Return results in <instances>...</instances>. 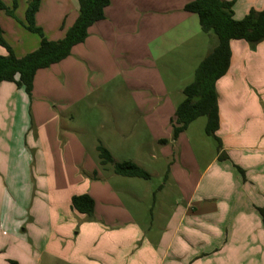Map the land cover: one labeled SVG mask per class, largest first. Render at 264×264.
<instances>
[{
  "label": "rangeland",
  "instance_id": "1",
  "mask_svg": "<svg viewBox=\"0 0 264 264\" xmlns=\"http://www.w3.org/2000/svg\"><path fill=\"white\" fill-rule=\"evenodd\" d=\"M5 1L12 3V0ZM15 1L17 7L14 17L0 9V23L7 29L8 41L21 46L17 41L19 38L8 30L5 21L25 22L28 0ZM41 1L43 3L38 20L48 28H54L56 24L60 27L63 20L68 18L70 21L76 9L78 14L77 0H73V3L72 0ZM127 1L130 6L126 9L124 6H115L113 9L111 18L118 22L107 33L109 46L106 44L104 52L105 55L111 52L108 66L112 65L113 70L117 71L93 73L96 69L106 68L103 62L107 58L104 59L99 51H93L89 66L86 61L78 60L80 65L77 70H73L75 72L66 75L65 85L62 86V79L56 75L46 74L38 78L34 94L28 96L22 90L27 105H24L21 112L14 114L10 111L11 106L8 107L7 118L10 120L4 123L6 130L0 134V256L10 258L11 255H25L33 264H72L68 257L82 251L86 253V261H91L87 254L95 250L97 252L101 245L92 236V222L88 216L71 211V195L87 191L93 193L95 190L98 192L97 188L102 186L104 179L115 173L114 163L130 161L150 175L149 180L134 177L135 183L132 186L140 196L139 203L134 204L130 198L122 197V203L137 219L144 225H152L150 230L144 226V236L152 238L151 251L156 255L153 259L149 257L148 261L145 257V262L156 264L160 257V264H167L171 260L167 257L170 252L167 248L170 233H167L166 226L174 211V218L178 217L180 209L176 210V203H182L180 193L187 188L183 185L179 187L172 179H167L169 174L166 173L167 163L160 155L161 145L154 142L151 129L143 118L144 114L150 112L144 113L136 100L142 96L160 97L176 107L184 98L181 90L193 81L196 67L206 56L208 39L200 28L197 15L184 10V6L193 0ZM257 1L234 0V14H241L239 19L243 18ZM44 31L49 34L50 30L46 28ZM133 39L140 42L141 48L146 43L150 48L149 56L143 60L144 66L131 65L132 58L128 56L133 54V48L136 47L130 44ZM237 42L241 45L240 52L247 48L252 52L251 58L257 59L254 53L259 44L251 48L245 41ZM117 46L118 52H114ZM125 50L129 55H125ZM63 64L67 68L71 61ZM125 66L127 72L133 75L132 83L122 72ZM134 69L137 73H132ZM255 74L258 80L260 76ZM243 94L242 98H247L250 104L246 108L252 110L251 99L258 96L257 90L246 88ZM164 108L168 109L166 105ZM157 112L153 114L157 115ZM250 123L251 120L238 123L239 128L235 130L232 144L245 148L264 146V136H254L257 133L253 134L247 127ZM205 124V116L196 118L182 132L177 144L184 140L188 143L200 173L218 153L217 142L205 133ZM241 132H248L251 137L244 134L239 136ZM98 146L109 151L112 163L100 165ZM167 147L172 151V144ZM235 155L232 154L238 161L248 163V157L257 158L262 154L239 152ZM218 161L212 172L221 171L223 178L229 180L231 174L225 166L232 159L221 158ZM209 174L206 180L210 178ZM117 178L122 177L119 175ZM227 185L231 186L223 184L219 189ZM207 186V193L215 192L214 185L209 181ZM97 205L102 210V204L98 202ZM186 224L187 220L184 226ZM182 230L178 236L182 235ZM60 231L63 232L61 238L58 237ZM51 233L54 236L52 239L49 238ZM255 235V244L258 245ZM195 236L200 234H192V242L186 244V249L179 248L177 241L173 249L178 255L187 253V264H214V258L220 252L216 251L218 244H197ZM45 244L48 249L42 251ZM24 245L28 251L23 248ZM110 245L106 243L105 247ZM234 253L235 258L231 264H264V257L260 258L259 255L251 259L252 248H238ZM198 256L201 258H196ZM112 263L115 264V261Z\"/></svg>",
  "mask_w": 264,
  "mask_h": 264
},
{
  "label": "crops",
  "instance_id": "2",
  "mask_svg": "<svg viewBox=\"0 0 264 264\" xmlns=\"http://www.w3.org/2000/svg\"><path fill=\"white\" fill-rule=\"evenodd\" d=\"M2 2L8 7H11L12 3L10 1L4 0ZM42 3L43 2L40 0L38 11L35 14V24L43 28V35L48 40L61 39L64 36L67 26L76 18L77 9L75 16H72L70 21H68V18L63 20L60 27L59 24H56V27L48 28L38 20ZM73 6L75 8V5ZM115 6L118 8L124 6L126 9L130 4L127 0H110V4L104 10V19L95 22L89 27V35L83 43L75 45L72 48L71 54L66 59L36 72L33 81V94L37 89L38 78L46 74L56 75V77L62 79V86L65 85L67 81L66 75L75 72L73 70H77V66L80 65L78 60L86 61V65H88L93 51L102 53L100 55H104V59L107 57L103 62L106 68L96 69L93 73L104 71L106 74L109 70H112V72L117 71V69L113 70L112 65L108 66L110 65L108 63V58L111 56V52L108 55L104 54L106 44L109 46L107 33H110V27L118 22L111 18ZM263 7L264 0H258L254 6L256 10H260ZM240 16L242 15L236 16L234 14V17L237 19H239ZM5 22L8 24V30L11 33H15L17 38H19L17 41L20 42L19 44L21 46L8 41L7 29L0 23L4 38L17 57H21L38 47L40 37L36 35V33L25 30L21 23L13 22L10 19H6ZM46 28L50 30L48 31L49 34L44 31ZM206 36L208 39L206 54H208L217 45L218 40L212 33H208ZM237 41L239 40H232L230 42L232 52L231 65L227 73L216 82L219 109V128L216 134L220 138L222 144L220 150L221 156L225 154L223 158L232 159V162L225 166L229 169L227 170L230 171L231 174L229 180L223 178L221 171L212 172V168L219 162V153L212 158V161L200 173L197 170V160L188 143L184 140L181 144L177 145L182 137V133H180L176 139L171 137L176 108L172 105V102L169 103L167 100H161L160 97L152 98L147 96H142L136 100V103L139 104V108L143 109L144 113L150 112L149 114H144L143 118L147 126L151 129V136L154 142L161 145L159 150L161 157L167 163L166 173L169 174L167 179H172L179 187L183 185L187 188L185 191L181 190L180 201L182 203H176V210L180 209L178 217L176 219L174 218V211L166 226L167 229L165 228L167 233H170L167 246L168 250H170V255L168 254L169 256L167 255V257L171 260L167 261V264H187V253L178 255L173 249V246L177 241L179 243V248L186 249V244L192 242L191 236L192 234L195 235V233L200 234V236L194 237L197 244L203 246L212 245V243L218 244L216 251L220 252H218V257L214 258V264H231L235 258L234 250L238 248H252L253 253L251 259L255 258L257 255H259L260 258L264 257V228L256 210V207H264V146L245 148L232 144L233 138L235 137V130L239 128L238 123L246 120H251L252 123L247 127H249L253 134L257 133V135L254 136H258L259 134L260 136H264V40L259 43L262 48H259L260 46L257 47L254 53L257 54V59L255 60L251 58L250 55L252 52L247 48L240 52L241 45L238 44ZM130 44L136 45V47L133 48V54L129 55L127 50H125L126 52L124 53L132 58L131 65H137L138 67L144 66L143 60L149 56L150 50L147 43L144 48H141L140 42H137L136 39L131 40ZM114 52H118V46ZM5 53L3 48L0 49V54L3 55ZM70 61L71 65L69 64L67 68H64L63 62L68 63ZM99 65L101 64L99 63ZM125 68L126 69L122 72L126 74L128 81L132 83L133 75L127 72L128 68L126 66ZM65 70L67 73H65ZM132 71V73H135L136 69ZM255 73H258L260 76L258 80H256L257 75ZM246 88H254L258 92V96L255 95V97L251 99L253 111L246 108L247 105H250L247 98H242L244 95L243 91ZM22 90L23 88L16 87L13 82H2L0 84V134L6 130L4 123L10 120L7 118L8 107L11 106L9 107L11 108L10 111L15 114L18 111L21 112L24 105H27L26 96L22 93L24 91ZM17 105L18 108L16 107ZM165 105L168 109L164 108ZM159 107L161 108L159 109ZM255 110L256 113L254 112ZM154 111H158L157 115L156 113L153 114ZM164 113L166 114V118L163 117ZM249 116L252 117L249 119ZM34 117L36 119L35 115ZM241 134H244V132H241L239 136ZM244 135L251 137L248 132ZM162 140H166L167 142L160 144ZM169 144H172V151L167 147ZM239 152H253L262 155L257 156V158L246 156V158L248 157L250 160L247 159L248 163H244L232 156V154L236 156L235 153ZM100 165L102 164L100 163ZM237 168H240L242 172ZM208 173H210V178L206 180ZM118 176L119 175L115 173L110 174L104 179L102 186L97 188L98 192L95 190L93 193L92 191L81 193L88 194L94 201L93 214L91 217H88V219L92 222L90 225V229L93 231L92 236L99 240L100 243H98V245L101 246L97 252L93 249L95 251H91L92 254H87L91 261H86V253L82 251L81 253H72L68 257L72 264H80L79 262L82 264H113V261H115V264H131L132 262H135V264H146L145 257L148 261L149 257L153 259L156 255V253L151 251L152 238L144 236V226H148L147 230H150L152 225H144L141 220L137 219L131 211H129L126 204L124 205L122 203V197L130 198V201L134 202V204L141 201L140 196L137 195V191L132 186L135 183L134 177L120 176L123 179H119L117 178ZM204 181L206 182L205 184H203ZM208 181L210 184L214 185V193H207ZM223 184H230L231 186L229 187L227 185V187L220 190L219 188L222 187ZM100 191L101 194H99ZM146 191L149 192L148 189ZM72 196L73 195H71V197ZM98 202L102 204V210L98 207ZM71 211L78 213L72 208ZM186 220L187 224L184 226ZM1 230L3 232V228H1ZM181 230L183 233L181 236H178ZM78 233L79 231H77V234ZM58 234V237L61 238L63 232L60 231ZM206 234L207 236L210 235L209 238H207ZM255 234H257L258 245L255 244ZM28 235H30V233ZM53 237V233H51L49 238L52 239ZM207 239H209V242H207ZM30 241L32 242L33 240L30 239ZM106 243H111V245L105 247ZM257 247L258 250L256 249ZM23 248L28 251L26 245H24ZM47 249L48 245L45 244L42 247V251H47ZM236 257L238 258V256ZM196 258H201V256ZM175 259L181 262L175 261ZM10 261H16L17 264H33L30 258L27 256L25 257V255H17V257L11 255L10 258L0 256V264H10ZM160 262H162L161 257L156 264H160ZM163 264H166V262H163ZM189 264L191 263L189 262Z\"/></svg>",
  "mask_w": 264,
  "mask_h": 264
},
{
  "label": "trees",
  "instance_id": "3",
  "mask_svg": "<svg viewBox=\"0 0 264 264\" xmlns=\"http://www.w3.org/2000/svg\"><path fill=\"white\" fill-rule=\"evenodd\" d=\"M78 14L74 23L67 29L64 36L57 40H48L42 29L35 24V14L40 0H28L25 10V22H20L24 28L40 37L38 47L21 57H17L3 36L0 27V47L5 54H0V84L13 82L16 87L23 88L28 96L33 89L36 72L48 68L66 59L72 48L83 43L88 37V29L95 22L104 19V10L110 0H77ZM234 0H193L184 6V10L198 17L201 30L212 33L218 40L217 45L199 62L194 72L193 81L182 89L183 100L176 105L172 137L176 139L188 125L200 116L206 117L205 133L217 142L218 159L223 158L220 150L221 140L216 132L219 128V109L217 101L216 82L223 77L231 65L232 40H242L254 48L264 40V7L260 10L250 8L241 19L234 18L232 6ZM17 7L12 0L11 7L0 1V9L14 17ZM162 140L161 143H166ZM100 163H112L108 150L97 147ZM242 172L240 168H237ZM113 170L124 177L149 179V174L130 161L116 162ZM71 208L80 214L91 217L94 201L88 194L73 195ZM264 228V207H256ZM10 264H17L10 261Z\"/></svg>",
  "mask_w": 264,
  "mask_h": 264
}]
</instances>
